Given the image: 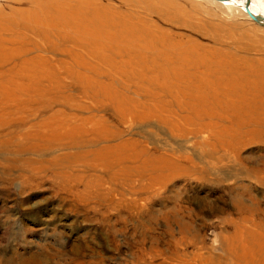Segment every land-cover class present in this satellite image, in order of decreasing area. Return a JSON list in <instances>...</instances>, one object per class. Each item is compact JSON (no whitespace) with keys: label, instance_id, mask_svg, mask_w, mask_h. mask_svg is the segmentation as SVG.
I'll list each match as a JSON object with an SVG mask.
<instances>
[{"label":"rangeland","instance_id":"374dc122","mask_svg":"<svg viewBox=\"0 0 264 264\" xmlns=\"http://www.w3.org/2000/svg\"><path fill=\"white\" fill-rule=\"evenodd\" d=\"M226 55L258 102L205 73ZM260 74L233 6L0 0V264H264Z\"/></svg>","mask_w":264,"mask_h":264},{"label":"bare ground","instance_id":"6f19581e","mask_svg":"<svg viewBox=\"0 0 264 264\" xmlns=\"http://www.w3.org/2000/svg\"><path fill=\"white\" fill-rule=\"evenodd\" d=\"M211 2H214L220 6H224V7H229V6H233L235 7V10H238L240 13L244 14V16L248 17L251 21H253L246 13V6L249 8V10L254 14V15H261L264 17V0H210ZM258 6H256V5ZM257 7V8H255ZM255 22V21H253ZM256 23V22H255ZM258 24V23H256ZM259 25V24H258ZM126 41V40H125ZM130 44V43H129ZM143 44V43H142ZM149 45V44H148ZM138 48V47H137ZM144 49V48H143ZM142 49V50H143ZM147 50V49H146ZM150 50V49H148ZM194 50V49H193ZM192 50V53H194ZM202 50V49H201ZM189 51V50H188ZM204 55H206L207 57H213V56H210L209 53H203ZM156 55V53H155ZM190 56V55H188ZM206 57V58H207ZM173 58V57H172ZM220 58V57H219ZM156 59H159V56L156 58ZM190 59H191V56H190ZM197 60H195V64L198 65L199 62L198 61V58H196ZM221 59L222 61L227 60L226 61V64H220L219 65H216L215 63H213L212 60H210V62H212L213 64L209 63L208 65L205 66L206 68V74L208 75H212L214 73L217 74V79L220 80V82L217 81V83H221L222 81V78L226 79L232 83V85H234L235 83L239 86L238 88H246L244 93H247L249 94L248 96H250L251 99H253L252 103H256L258 102L255 97H259L255 92H257L255 89H258V82L256 81V77H257V73L252 69L250 68L251 66H249L251 63H249V60H246V59H238V57L234 56V55H226L225 57L221 56ZM192 61V60H190ZM204 63V62H203ZM194 63H192L193 65ZM194 64V65H195ZM204 65V64H203ZM203 65L201 67H203ZM194 67V66H193ZM209 68V69H208ZM197 69V68H195ZM261 75V74H260ZM262 77L264 76V74L261 75ZM203 77V76H202ZM208 77V76H207ZM205 75H204V79H205ZM207 80V78H206ZM210 80V79H208ZM209 82V81H208ZM207 82V83H208ZM228 82V83H229ZM224 83V81H223ZM222 83V84H223ZM227 83V82H226ZM230 86H232L230 83H229ZM228 85V87H229ZM207 86V85H206ZM237 88V89H238ZM228 89H231V87H229ZM204 91L207 92V91H211L209 86L205 87L204 88ZM229 91V90H228ZM237 91V90H236ZM242 93H243V89L241 90ZM255 91V92H254ZM204 92V93H205ZM231 92V90L229 91ZM235 92V91H234ZM240 92V91H239ZM239 92L235 93V94H228L227 93V90H226V96L230 97V103L232 104H235V101H237V99L239 98L240 95H243V94H240ZM255 94V95H254ZM247 96V97H248ZM264 97V94L262 95ZM260 103H262V100H260ZM253 107V106H251ZM250 107V108H251ZM257 108V107H256ZM248 109V108H247ZM259 110V109H257ZM256 113H259V117L258 115H256ZM255 119L258 117L259 120H257L258 122H256V124H261L262 122H264V110L262 111H257L255 112ZM27 138H30V137H37L39 139H43V138H46L44 135H41V136H38V135H35V134H28L27 133ZM264 139V138H263ZM53 142L55 141H51L49 142L48 144H52ZM62 145V144H61ZM53 146V145H52ZM32 147V146H31ZM30 147V148H31ZM47 147V146H46ZM29 148V147H28ZM34 148V147H33ZM48 148V147H47ZM53 148V147H52ZM75 148V147H74ZM76 149V148H75ZM104 149V148H103ZM32 150V148H31ZM35 150V149H34ZM22 151V150H21ZM34 153V152H33ZM102 154V153H100ZM102 156V155H101ZM104 156V155H103ZM115 156V155H114ZM13 167V166H12Z\"/></svg>","mask_w":264,"mask_h":264},{"label":"crops","instance_id":"0c3cea01","mask_svg":"<svg viewBox=\"0 0 264 264\" xmlns=\"http://www.w3.org/2000/svg\"><path fill=\"white\" fill-rule=\"evenodd\" d=\"M108 20V19H107ZM120 20H117L116 18H114V17H112V18H110L109 19V23H116V22H119ZM98 22V21H97ZM83 23V22H82ZM89 23V22H88ZM107 22L106 21H101V22H98V24L100 25V26H103V28H104V24H106ZM74 26L77 28V26H80V23H77V24H74ZM113 26H115V24L114 25H111V27H113ZM75 27H73V28H75ZM79 32H80V30H77L75 33L76 34H79ZM71 39V38H70ZM76 41V40H75ZM74 42V41H73ZM86 55V54H85ZM96 55H98L99 57L101 56V54H96ZM73 56H76V58L77 59H80V61H78L77 60V62H75L74 63V65H77V67L79 68V67H83V66H86V65H88L89 64V60H86L85 59V57H82V55L80 54V56H78V55H75V53H73V54H70V57H73ZM87 56H88V54H87ZM93 56H95V54H93ZM78 57H80V58H78ZM81 59H83V60H81ZM101 61H104V63H106V61L104 60V58H102V59H100ZM109 64H111V63H109ZM67 73V72H66ZM68 76L69 75H71V74H73L71 71H69L68 73ZM76 76H75V78H73V83H76V82H87L88 80H86V79H82V77H81V73L80 72H76V74H75ZM51 76H53L52 78H53V80L54 81H58V79H57V76L56 75H51ZM72 76V75H71ZM88 83H90L89 81H88Z\"/></svg>","mask_w":264,"mask_h":264},{"label":"water","instance_id":"95a60500","mask_svg":"<svg viewBox=\"0 0 264 264\" xmlns=\"http://www.w3.org/2000/svg\"><path fill=\"white\" fill-rule=\"evenodd\" d=\"M220 1V0H218ZM246 13L247 15L253 20L255 21L256 23H258L259 25H264V17L261 16V15H254L250 10L249 8L246 6Z\"/></svg>","mask_w":264,"mask_h":264}]
</instances>
